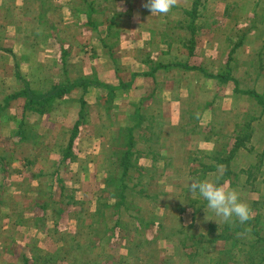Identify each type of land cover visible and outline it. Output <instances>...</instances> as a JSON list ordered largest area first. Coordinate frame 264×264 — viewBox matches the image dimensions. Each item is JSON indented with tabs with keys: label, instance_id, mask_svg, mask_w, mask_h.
I'll list each match as a JSON object with an SVG mask.
<instances>
[{
	"label": "crops",
	"instance_id": "obj_1",
	"mask_svg": "<svg viewBox=\"0 0 264 264\" xmlns=\"http://www.w3.org/2000/svg\"><path fill=\"white\" fill-rule=\"evenodd\" d=\"M194 1L176 0L168 13L151 14L146 0H0V264H164L170 256V232L162 228L138 237L122 217L127 237L98 231L95 199L107 190L102 180L113 134L132 128L113 122L112 110L128 115L135 95L161 97L159 105H150L165 113H175L184 97L204 103V111L218 95L224 106L235 102V115L248 116L250 107L243 104L251 101L264 112V0H203L193 17ZM231 7L244 16L232 22ZM175 31L187 40L195 36V43L173 42ZM78 78L113 89H51ZM31 93L45 94L40 104L30 103ZM105 93L115 95L110 109L109 94L99 96ZM254 119H247L253 129ZM234 122L221 150L230 177L248 166L264 170V139L260 149L237 142ZM151 135L160 146L159 153L148 151L154 161H178V145L193 156L202 146L198 135L193 145L181 141L163 152L164 137L173 135ZM244 152L247 161L240 158ZM190 155L185 160L195 161ZM217 155L208 153V160L221 161L223 154ZM256 176L264 183V172ZM176 190L166 193L167 202ZM260 192L253 198L264 199ZM138 206L144 218L156 215L150 201L139 199ZM170 222L180 226L174 216ZM202 255L211 261L208 251ZM175 258L174 264H197Z\"/></svg>",
	"mask_w": 264,
	"mask_h": 264
},
{
	"label": "rangeland",
	"instance_id": "obj_2",
	"mask_svg": "<svg viewBox=\"0 0 264 264\" xmlns=\"http://www.w3.org/2000/svg\"><path fill=\"white\" fill-rule=\"evenodd\" d=\"M229 11L232 22L238 21L240 14H242L240 9L231 7ZM242 16L244 15L242 14ZM245 20L244 17L241 19L242 22ZM101 21L100 19L97 23L96 20L95 24L98 25ZM247 23L249 24V20ZM176 32H174L173 42L189 43L190 45L195 43V36L187 40L182 32ZM242 33L245 32L242 31ZM173 53H176V51L174 50ZM107 94L109 96L106 102L110 109L114 103L115 95L105 93L99 94V96L105 98ZM78 96H80V93H77ZM160 98L154 96L136 97L133 95L128 115H119L118 117L116 110H112L110 119L113 122H130L132 128L121 129L118 127L113 134V145L110 147L109 152V157L111 156L109 160L111 161L108 166L104 167L106 176L102 180L103 188L107 190L106 192L102 191L104 194H99L98 199H95L98 204V231L100 235H108L109 238L114 236V239L119 234L127 237L129 232L125 230V222L122 220V217H126L130 221L128 224L132 223L136 227H130V231H135L138 237L143 238L145 235H153L155 231L158 234L161 228L170 232V240L167 242L170 243L172 252L170 256L164 259V264H174L176 261L175 256H184L186 260L188 257L193 261L195 260L197 264H249L248 256L258 257L260 253L264 254L263 243L255 246L252 250H248L250 246L245 243L250 238V234L241 229L243 226L250 229V226H252L251 221L240 223V229L238 230L231 231V227H229L225 232L223 229L228 228V226L225 225L226 223L222 219L218 218L215 220L216 227L210 232L209 220L216 216L207 208L202 198L188 193L187 182L205 176L217 178V182L225 188H234L240 191L242 197L245 196L246 203L251 200L260 201L261 197L258 199L253 198H257L258 195L256 191L249 190L250 186L248 185L244 188L241 187L240 183L231 185L228 180L220 182L223 178L224 162L208 160V153L213 155L223 154L222 159L225 158L224 151L221 152V150L227 148L228 138L225 133L230 135V122L235 123L234 120L239 122L235 138L239 137V141L245 142L247 145H253L252 142H255L254 147L260 149L261 141L264 139V112H261L259 107H255V101H251V104H243L251 109L247 111L249 112L248 116L238 113L235 115L233 109L235 102H225L224 106L222 100L216 95L211 101L205 102V105H209V109L207 108L204 111L201 109L204 103L184 97L178 100L180 107L178 109L173 108V110H177L175 113H165V111H159L156 107L154 109L155 105H159ZM122 99H124L122 96L118 98V100ZM152 100L156 102L154 106L150 105ZM238 102L237 98V105ZM115 103L119 102L115 101ZM251 117L255 118L251 123L253 122L254 130H257L253 132L252 136L247 137L250 126L245 124V120L247 121ZM128 118H130L129 121ZM129 129L133 133L134 145L132 149H134V154L126 160L124 152L130 145L127 133ZM159 132H164L165 135H173L172 137H164L163 152L170 144L177 146L181 144V141L184 144L190 143L188 145H193L195 139L199 140L198 135L202 140V146H200V150H195L193 156L192 154H186L185 150L178 145L176 147L178 161L172 162L165 158L162 161H154L149 158L148 151L150 150L151 154L153 150L157 153L160 152L158 140L154 144V136L151 135ZM257 139L258 142H256ZM153 147L154 149L151 150ZM245 153L240 157L242 161L248 160V154L245 155ZM189 155L195 157V161H186L185 159ZM255 172L260 173L264 170L260 168ZM174 186L178 188V191L176 190L175 195L169 196L170 199L167 202L166 193L168 194ZM70 187L72 188V186ZM255 187L261 191L260 193L264 194V183L261 182L260 178H257ZM122 192L123 197L120 198ZM139 199L148 200L154 205L156 213L154 217L144 218L142 216L138 206ZM242 199L244 200V198ZM173 205L176 209L172 207ZM257 212L264 213L262 210H250V217H253V214ZM170 216L176 217L180 226L171 227ZM108 219L111 220L109 223H113L109 227L107 226ZM132 233L134 234V232ZM223 233L234 235V239H236L234 246H232L230 240L221 237ZM140 242L141 240L137 243ZM167 242L163 241L161 244L165 245ZM118 245L122 246L121 243ZM204 251H208L212 255L210 262L206 261V255H202Z\"/></svg>",
	"mask_w": 264,
	"mask_h": 264
},
{
	"label": "trees",
	"instance_id": "obj_3",
	"mask_svg": "<svg viewBox=\"0 0 264 264\" xmlns=\"http://www.w3.org/2000/svg\"><path fill=\"white\" fill-rule=\"evenodd\" d=\"M202 4H203V0H195L194 1V7L192 10L193 11L192 12L193 17L197 16V13H198L197 9L199 8V6L200 7L203 6ZM91 84L103 86L109 90L113 89V87L109 84L102 83L99 81H91L87 78H78V79H75L72 81L68 80L67 84H64V85L62 84L61 86L54 84V85H52L51 89H52V91L53 90H55V91H57V90L66 91V90H71L74 86H81L83 88V90H86V87L91 85ZM25 89L28 92L30 91L29 88H25ZM44 95L45 94H42V93L28 94L29 101L31 104L38 105V104H40L41 100L43 99V97H40V96H44ZM81 103H82V106L85 107V101L82 100ZM245 124L248 125V122L246 121ZM130 131H131V129H129V132H127L128 136H129L130 145L126 149V151L124 152V156L126 157V160L132 154H134L133 153L134 149H132V147L134 145L133 137H132L133 133ZM254 131L255 130L253 128H251V126H250V128L248 129L247 137H249L250 135L252 136ZM76 134H77V126L75 127V129L71 133V139H70V143L68 145V152H69V150H71L72 140L74 139ZM238 141H239V137L237 138V142ZM221 162L222 163L224 162V172L222 173L223 178H221L220 182L222 180H228L231 185L236 184V183H240L241 187L243 186L245 188L248 185V186H250L249 190L259 191V189L255 187L256 180H257V176H256V172H255L257 169H255V167L248 166L247 168L242 169L239 172H233L234 175L232 177H230L231 168L229 167V163L227 161V158L222 159ZM237 174H242V176L239 177V176H237ZM122 197H123V192H122V195H120V198H122ZM242 198H244V201H245V196ZM247 204L249 206V211L250 210H255V211L256 210H262V211H264V199H262V198L260 199V201L251 200ZM248 221H251V223H252V226H250V229H247V227L243 226V228L241 230L250 234V238L248 240H246L245 243H248L250 246V249H248V250H252V248H255V246H259L262 243L264 244V213L263 212L262 213H258V212L254 213L253 217L251 216L250 220H248ZM233 223H226L225 225H227L228 228H224L223 230L226 232V230L229 229V227H231V229H230L231 231L240 229V223L238 221L233 222ZM208 227H209V231L212 232L213 228L216 227L215 222L210 221V223L208 224ZM221 237L230 240L232 242V246H234L236 239H234L235 237L233 234L223 233L221 235ZM251 238H254V239H251ZM248 258L250 260L249 264H264V254H262V253L258 254V257L248 256Z\"/></svg>",
	"mask_w": 264,
	"mask_h": 264
},
{
	"label": "clouds",
	"instance_id": "obj_4",
	"mask_svg": "<svg viewBox=\"0 0 264 264\" xmlns=\"http://www.w3.org/2000/svg\"><path fill=\"white\" fill-rule=\"evenodd\" d=\"M176 0H146L145 7L151 14H166ZM190 181V183H189ZM187 182L189 194H195L206 203L207 208L225 223H245L250 219L248 204L242 193L234 188H225L217 178L205 176Z\"/></svg>",
	"mask_w": 264,
	"mask_h": 264
}]
</instances>
